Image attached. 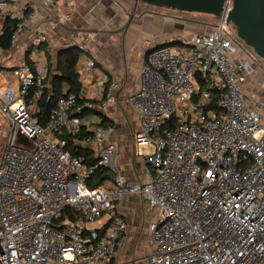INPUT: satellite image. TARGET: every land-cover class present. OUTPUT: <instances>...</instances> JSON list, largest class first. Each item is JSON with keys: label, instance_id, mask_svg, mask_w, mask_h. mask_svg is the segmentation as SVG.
<instances>
[{"label": "built area", "instance_id": "2783aa9c", "mask_svg": "<svg viewBox=\"0 0 264 264\" xmlns=\"http://www.w3.org/2000/svg\"><path fill=\"white\" fill-rule=\"evenodd\" d=\"M232 7L227 0L210 32L148 53L139 89L127 99L140 113L135 144L146 165L145 182L121 172L116 144L102 146L112 126L93 130L90 143L100 146L94 162L67 150L62 135L81 134L86 119L80 113L90 104L65 92L42 124L37 106L49 71L27 63L15 68L18 87L0 90V114L10 123L0 156V264H109L127 222L117 217L99 227L83 223L114 214L132 194L159 212L149 228V264H264V100L247 101L243 84L253 63L236 58L246 54L228 23ZM8 19L17 21L15 45L30 16L0 0V22ZM88 40L78 44V63L94 68ZM33 43L51 47L44 33ZM118 87L117 81L110 84L103 110L116 101ZM102 168L112 178L90 186ZM67 206L80 213L79 221L62 218Z\"/></svg>", "mask_w": 264, "mask_h": 264}, {"label": "crops", "instance_id": "0c3cea01", "mask_svg": "<svg viewBox=\"0 0 264 264\" xmlns=\"http://www.w3.org/2000/svg\"><path fill=\"white\" fill-rule=\"evenodd\" d=\"M8 1L30 16V19L16 44L9 50H2L7 52V57L0 63V71L14 70L26 63L27 57L35 62L34 66L40 67L39 61L43 62L46 58L47 66L44 68L49 71L47 93H50L53 83L51 75L59 71L60 51L69 46L77 48L78 44L85 42V37H89L86 42L87 58L94 59L96 66L88 68L85 63L77 64L81 88L80 91L73 92L80 94L81 105L86 102L90 104L83 107L86 112L84 115L80 113V116L86 119L83 129L91 134L86 136L84 131V138L75 139V145L85 152L84 155L89 154V158H97L100 146L92 145L89 139L95 127L105 121L113 127V131L102 146L116 144L120 148L117 162L121 172L129 179L147 181L144 158L138 154L135 144V133L140 129V113L127 99L139 89L141 72L150 50L163 43L174 41L182 44L190 41L197 34V22L157 11L135 13L130 19L126 4L119 0ZM62 17L68 18L61 21ZM6 21L0 22V28L6 27ZM184 27L193 31L190 40L186 38ZM37 33L48 36L50 49L44 44L37 46L33 43ZM34 49L38 50L36 56H33ZM237 57L245 58V55L241 53ZM113 81L119 83L114 93L116 101L107 110H103L102 100ZM18 85L15 75H0V90L7 86L17 88ZM65 92H71L68 85H64L63 93ZM258 100L264 98L249 96L251 105ZM38 108L37 106V112ZM0 121H5L1 114ZM17 140L20 143H30L22 136H18ZM80 157L85 159L84 156ZM117 217L127 222L128 230L115 258L109 264H149L148 256L153 249L149 228L157 221L158 210L151 208L141 195L132 194L117 203L114 214H106L99 222L83 225L88 228L99 227L112 223Z\"/></svg>", "mask_w": 264, "mask_h": 264}, {"label": "trees", "instance_id": "16d2710c", "mask_svg": "<svg viewBox=\"0 0 264 264\" xmlns=\"http://www.w3.org/2000/svg\"><path fill=\"white\" fill-rule=\"evenodd\" d=\"M136 12H134L135 14ZM133 18V14L130 13V19ZM17 27V21L13 19H8L6 21V27L4 33L0 36V50H9L12 48V43H11V36L14 32V30ZM174 44H177V42H174ZM78 48V47H77ZM76 47H66L62 49L59 53L60 55V66H59V71L58 73H54L51 75L52 78V91L50 93H47L48 88L46 89V92L44 96L40 99L39 104H38V112L37 116L40 118V121L42 124H45L51 114L52 108L55 105V102L57 99L60 97V95L63 94V89L64 85H68L69 90L71 92L75 91L78 92L80 91L81 84L79 81V73L77 71V64L79 62L80 54L81 51L79 48L77 49ZM65 56V57H64ZM62 59V60H61ZM26 63L34 66L35 62L31 60L29 57L26 58ZM49 77V76H48ZM47 77V81L49 78ZM215 109V108H214ZM86 110H83L81 112L82 115H84ZM102 125L104 126H111L106 124L105 121L102 122ZM85 129H83L82 133L77 135V136H72L71 134L68 133V131H65V133L62 135L63 138L66 139L67 141V146L66 149L69 150L73 155L77 156H84L85 160L88 163L94 162L97 158L95 157H88L89 154H85L84 151L81 150V148L77 147L75 145V139H82L86 135H90V131H85V135H83V132ZM90 159V160H89ZM113 176L112 172L107 169V168H102L98 170L94 176L89 180V185L90 186H99L101 184H104L107 180L111 179ZM64 217H69L74 221H79L80 220V213L75 210L74 208H71L67 206L64 209V212L62 214V218Z\"/></svg>", "mask_w": 264, "mask_h": 264}, {"label": "water", "instance_id": "95a60500", "mask_svg": "<svg viewBox=\"0 0 264 264\" xmlns=\"http://www.w3.org/2000/svg\"><path fill=\"white\" fill-rule=\"evenodd\" d=\"M131 1H133L135 5L141 3L181 12L207 14L218 20L222 17L227 0ZM232 1L233 7L228 15V23L234 26L239 39L251 48L257 56L264 60V0ZM163 44H174V41Z\"/></svg>", "mask_w": 264, "mask_h": 264}, {"label": "rangeland", "instance_id": "374dc122", "mask_svg": "<svg viewBox=\"0 0 264 264\" xmlns=\"http://www.w3.org/2000/svg\"><path fill=\"white\" fill-rule=\"evenodd\" d=\"M119 1L126 4L128 13H133L134 11L137 14H141L143 12L157 11V12H165L167 14H171L174 16L176 15L182 16L185 19L195 21L197 22L195 24L197 33H200V32L204 33L206 31L209 32L212 30L213 26L216 24V19L213 16L207 15V14L181 12V11H176V10H171V9H166V8H159V7H155L152 5H146V4H141V3H139L138 5H135V3L131 0H119ZM192 32H193L192 29L191 30L185 29V34H186L187 39L190 38V36L192 35ZM239 44L246 54L245 57L250 58L253 63V70L251 74L248 75L247 82L243 84L245 86L244 91L246 93L247 101H249V96L256 97V98L259 97L263 99L264 98L263 97L264 96V60L260 58L259 56H257L254 53V51L251 48H249L247 45H245L241 40ZM241 53H243V51H240L237 54V56L240 55ZM36 55H38V50L34 49L33 56H36ZM5 56L7 57V52L0 50V63L2 61L4 62L6 58ZM236 58L238 60V57ZM39 65H40V68L47 66L46 58L43 60V62L39 61ZM0 75L14 77L15 70H1ZM9 131H10L9 121H7L6 119L4 122L0 121V156H1L2 149L5 144Z\"/></svg>", "mask_w": 264, "mask_h": 264}]
</instances>
